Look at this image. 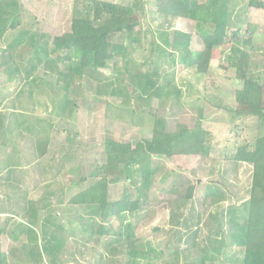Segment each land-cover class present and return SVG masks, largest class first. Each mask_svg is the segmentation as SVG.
Segmentation results:
<instances>
[{
	"label": "rangeland",
	"instance_id": "1",
	"mask_svg": "<svg viewBox=\"0 0 264 264\" xmlns=\"http://www.w3.org/2000/svg\"><path fill=\"white\" fill-rule=\"evenodd\" d=\"M75 1L17 0L19 27L1 36L0 62L6 50L8 62L28 69L31 37L42 36L39 45L47 42L49 50L53 37L70 31ZM99 1L132 8L125 24L133 33L122 34L124 51L104 68L84 69L64 90L59 71L76 67L75 52L70 62L61 63L59 53L48 51L51 67L38 66L28 81L24 74L8 78L0 66V129L6 128L0 131V255L7 264H26L30 243L40 244V224L32 230L36 235L20 228L31 203L46 207L40 217L47 228L61 227L58 264H240L229 233L245 216L252 166L232 158L238 148L264 136V10L250 7V0H197L225 9L229 29L239 31V37L229 36L213 48L212 78L206 79L172 50L171 38L174 31L188 34L194 58L204 49L201 34L211 29L209 23L172 17V0ZM20 32H27V43L9 49ZM240 52L248 55L247 75L262 87L259 105L245 99L236 78ZM130 75H135L133 87L127 85ZM141 84L147 85L145 92ZM197 121L207 133L200 155L128 153L110 159L105 150L109 139L134 149L155 128L174 133L181 126L193 129ZM104 165L109 167L108 200L140 196V203L136 212L111 216L103 226L99 211L92 213L71 198L93 185ZM146 173L150 178L144 186ZM92 221L99 224L92 235L81 231ZM128 224L132 253L120 237Z\"/></svg>",
	"mask_w": 264,
	"mask_h": 264
},
{
	"label": "trees",
	"instance_id": "2",
	"mask_svg": "<svg viewBox=\"0 0 264 264\" xmlns=\"http://www.w3.org/2000/svg\"><path fill=\"white\" fill-rule=\"evenodd\" d=\"M16 2L17 0H0V39L6 29L14 31L19 27V21L17 20L19 8ZM209 3L208 7H205L197 0H172L169 9V14L174 18H185L211 25V29L201 34L204 49L194 58L190 53V36L188 34L174 31L171 38L172 50L180 53L184 58V62L188 65H194L196 71L202 73L206 79L212 78L208 71V65L213 48L220 45V42L229 36L232 38L239 37L238 30H230L228 27L227 11L214 8L212 1ZM249 6L264 10V0H250ZM3 13L6 16L2 15ZM131 14L132 8L130 6L126 7L99 0H76L70 31L53 37L49 50L47 42L42 46L39 45L42 36L37 37L34 35L31 37L29 48H33V53L28 69L21 71V67L13 60L8 62L5 54L6 50L2 51L0 66L8 78L24 74V79L28 81L32 77L33 70L38 66L51 67L47 59L48 51L55 54L59 53L56 59L61 63L70 62V53L75 52L78 56L76 67L69 65L67 71H59L63 89L69 90L75 83V74H82L84 69H102L105 67L106 62L115 60L122 54V51H124L121 41L122 34L126 33L128 36L133 33V27L125 24ZM26 36L27 32H20L13 36V41L8 45V48L12 50L17 46H24V43H27ZM131 40L133 42V39ZM243 44L251 46L249 40H245ZM37 45L40 48H37ZM239 54L236 78L243 84L242 93L245 99L259 105L261 103L262 87L256 79L247 75L248 55L244 52ZM134 78L135 75H130L128 86L133 87L135 85ZM210 84L211 81L206 80L205 85ZM139 88L142 92H145L147 85L141 84ZM113 94H119V92L113 89ZM140 95L145 94L140 93ZM158 96L156 95V97ZM5 131L6 128L1 131V134ZM206 135L207 133L201 129L199 121H197L193 129L190 130L186 126H181L174 133L155 128L151 138L138 143L134 149H131L129 144H121L110 139L105 141L104 146L110 159L128 153L132 156L146 153L167 158L174 155H200L203 152ZM232 161L234 163L250 164L252 166V180L249 199L243 204L245 216H243L240 224H236L237 228L229 233L230 242L238 252L236 257L240 258V264H264V136L258 137L252 146L245 144L238 148ZM108 169V166H102L99 169L100 177L96 175L97 181L71 198L72 203L84 206L92 213L99 211L100 222L98 223H102L103 226L111 216L120 217L123 212H136L140 203V196L134 201L110 202L108 200V183L110 182L107 176ZM119 175L120 173L118 177ZM142 176L145 182L150 178L148 173L142 174ZM116 180H118L117 177L112 179V181ZM145 182L144 186L147 185V182ZM142 192L144 193L141 190ZM192 192L193 188H189L187 196L191 197ZM45 210L46 207L44 206H37L36 208L30 203L26 225L20 227L21 230H24L23 232L31 235V233L34 234L33 228L40 224L37 227L41 233L40 244L37 240L30 243V248L26 250V264H58L64 245V240L60 234L61 227L58 225L47 228L45 222L42 221L41 223L40 213L45 212ZM92 219H94V216L88 215V220L91 221ZM98 223L88 222L82 224L80 229L83 232L90 231L92 235L93 227L96 225L98 229ZM101 230L103 231V229ZM132 230L131 225L128 224L120 234V237L126 241V249L131 253L134 251ZM5 259L4 255H0V264H7ZM45 259L47 263L43 262ZM198 264H203V262L200 260Z\"/></svg>",
	"mask_w": 264,
	"mask_h": 264
}]
</instances>
